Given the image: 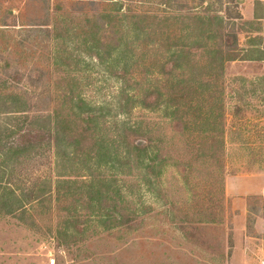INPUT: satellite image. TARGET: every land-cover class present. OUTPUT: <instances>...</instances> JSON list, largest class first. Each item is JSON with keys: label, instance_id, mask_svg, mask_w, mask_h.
Here are the masks:
<instances>
[{"label": "rangeland", "instance_id": "374dc122", "mask_svg": "<svg viewBox=\"0 0 264 264\" xmlns=\"http://www.w3.org/2000/svg\"><path fill=\"white\" fill-rule=\"evenodd\" d=\"M215 10L231 13L225 26L237 36L224 69L214 53ZM132 60L138 65L124 74ZM173 63L180 66L174 79ZM192 72L195 106L185 110L200 119L217 109L216 134L193 128L184 135L165 116L166 104L152 111L136 102L149 86L167 92ZM0 90L28 95L30 116L53 120L72 117L77 100L109 110L108 121L124 116L118 103L129 106L169 158L146 185L129 167L90 160L84 148L59 159L33 117L22 123V113H0L3 127L24 124L11 142L44 143L0 154V194L8 183L28 189L48 175L61 182L52 197L27 204L26 214L0 210V264L263 263L264 0H0ZM122 207L137 220L109 217ZM68 208L78 211L80 233L62 229Z\"/></svg>", "mask_w": 264, "mask_h": 264}, {"label": "trees", "instance_id": "16d2710c", "mask_svg": "<svg viewBox=\"0 0 264 264\" xmlns=\"http://www.w3.org/2000/svg\"><path fill=\"white\" fill-rule=\"evenodd\" d=\"M220 11L221 10H215L213 15H210L209 19L211 18L210 23L214 29L213 39H217L219 43L214 51L218 59V67L224 69L225 60L230 61L235 59L234 55H230L227 52L229 51L228 49L234 50L237 43V36L233 32H228L225 26L226 22L223 17L225 16L226 19H231V17H233L231 13H228V16L224 15L221 17L218 14ZM237 17L241 18L239 12ZM30 31L32 30L30 29ZM173 47L175 48V53L182 52L178 51V46L173 45ZM224 48L227 49L225 50ZM188 63L185 62L186 65H188ZM137 65V60L128 62L124 74L132 73ZM173 66L174 67L170 68V72H168L172 79H174V77L178 78V76H176V71L180 70L178 64L173 63ZM163 67L165 66L162 65V69ZM157 74L158 76L161 75L162 71L159 70ZM187 76V79L184 78V80L182 79L177 83L172 82V86L167 92L162 90L163 87L160 84L149 86L146 88L148 91L141 95V98L138 97L136 102H139L140 108L152 111L156 109L160 110L161 106L166 104V108H164L165 116L171 120L175 129L183 125L184 135H192L191 132H193V128H196L198 135L209 134L210 132L216 134L220 125H217V122L221 114L219 116H214L216 118L215 121H213L212 118L214 115L213 113L217 112V109L213 107L210 108V110L208 109L200 119H195L194 116H191L193 112L189 114L188 111L185 110L186 107L191 109L195 106L192 104L194 102L190 100V96L193 89H195V83H197V78L193 77L194 72H192V75ZM154 90L158 91V93L155 94L156 91ZM30 99L31 97L28 95L27 97H19L18 95L9 94V92L5 93L3 90H0V113H22L23 116L19 120H22V123H25L33 117L31 122H35L36 130L39 133L48 136L49 139L51 138L49 146L54 149L55 156L59 159H65L67 157L68 160H73L78 156V152L84 148L85 152H81L87 153L90 160L97 159L99 160V164L102 161H108L120 169L125 166L129 167V170H134L138 176L137 178L144 181L146 185L153 184V181L161 174L160 171L169 163V158L160 153L158 143L152 139L150 132L145 128V120L143 118H134L132 116V109L129 108V106L124 107L123 104L118 103V111H121L118 113L123 112L124 116L118 118L117 114H115L113 120L108 121L107 117L111 114L109 110L106 111L107 109L102 106H89L90 104L86 103L84 100H77L76 104L78 111L73 113L72 117H67L62 120L57 117L53 120L51 114H48L45 118L41 115L30 116V108L33 105ZM125 108L126 110H124ZM10 125H6L5 127L0 125V128H4L3 130L5 131L3 143L0 138L1 155L6 154L7 156H11L15 152H25L29 149L31 150L33 147H35L33 151H38L40 148H43V142H36L27 146H20L17 143L11 142L9 139L13 136L14 129L21 128L24 124L19 127L14 125L11 127ZM211 138H213V136ZM218 149H216V153H218ZM99 164L98 168H100ZM86 165L90 167L89 160L86 161ZM55 171L56 168L53 172ZM59 176L62 175L59 174ZM39 179L40 181L38 180L39 182H37L34 187L28 189L18 188L17 190L12 188L10 186L11 184L8 183L6 186L9 187L7 189H10V191L0 194V210L8 214L16 212L26 214L28 210L27 204L32 205L35 202L45 201L49 195V197H52L54 188L58 190L60 187V180H54L51 175ZM100 189L101 188H94L90 191H96L101 194ZM68 210V218H66L62 229L66 230L68 227L75 229L76 233H80L81 229L79 225L83 223L82 220H80L77 209L75 208L72 211V208H68ZM109 217L115 222L118 219L117 224L127 225L128 223L136 221L138 214L126 211V209L122 207L118 214L112 212ZM110 218H106L107 221H110ZM64 235L66 236L67 233Z\"/></svg>", "mask_w": 264, "mask_h": 264}, {"label": "built area", "instance_id": "2783aa9c", "mask_svg": "<svg viewBox=\"0 0 264 264\" xmlns=\"http://www.w3.org/2000/svg\"><path fill=\"white\" fill-rule=\"evenodd\" d=\"M262 264H264V261H263V263Z\"/></svg>", "mask_w": 264, "mask_h": 264}]
</instances>
